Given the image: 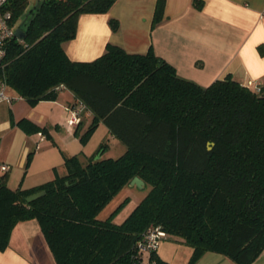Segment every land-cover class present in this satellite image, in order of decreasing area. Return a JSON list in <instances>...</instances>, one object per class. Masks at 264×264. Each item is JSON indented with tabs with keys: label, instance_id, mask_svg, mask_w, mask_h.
I'll return each instance as SVG.
<instances>
[{
	"label": "trees",
	"instance_id": "1",
	"mask_svg": "<svg viewBox=\"0 0 264 264\" xmlns=\"http://www.w3.org/2000/svg\"><path fill=\"white\" fill-rule=\"evenodd\" d=\"M116 1L38 0L25 15L28 0L1 5L24 31L5 42L7 92L33 106L68 89L91 116L81 142L102 122L126 149L104 156V141L86 162L66 156V174L29 188L9 187L1 172L0 250L17 223L36 219L57 264H169L158 249H139L149 226L181 238L191 248L187 264L206 252L255 264L264 251V87L255 92L230 75L202 86L151 48L133 53L111 42L93 60H71L64 44L75 38L79 15L107 13ZM163 9L157 0L153 22ZM109 24L119 27L115 18ZM13 123L28 134L47 132L25 117ZM135 176L147 188L137 205L114 221L125 197L102 217Z\"/></svg>",
	"mask_w": 264,
	"mask_h": 264
},
{
	"label": "crops",
	"instance_id": "2",
	"mask_svg": "<svg viewBox=\"0 0 264 264\" xmlns=\"http://www.w3.org/2000/svg\"><path fill=\"white\" fill-rule=\"evenodd\" d=\"M37 1L28 0L23 15ZM163 2V16L158 22H153L157 0H117L107 13L79 15L75 38L64 44L67 56L75 61H90L100 56L111 42L133 53L151 48L171 63L179 76L202 86L227 75L242 84L248 80L264 84V0ZM110 18L118 20L116 31L111 29ZM9 93L17 98L12 103L0 104V128L8 130L6 136L10 134L11 140L20 133L17 156L21 166L19 171H11L13 159L9 153H1L5 136L0 135V173L4 172L2 164L9 166V187L29 188L64 175L66 156L78 154L86 162L98 149L91 139L82 143L79 138L90 123V115H84L79 124L71 127L66 123L69 108L76 100L70 90L64 88L55 100H41L33 106L16 92ZM23 117L47 132L26 133L13 123ZM97 129L103 132V138H116L102 122L93 134ZM30 151L34 152L24 174ZM0 264H57L36 219L16 224L9 245L0 250ZM195 264L233 263L219 253L206 252ZM255 264H264V251Z\"/></svg>",
	"mask_w": 264,
	"mask_h": 264
},
{
	"label": "rangeland",
	"instance_id": "3",
	"mask_svg": "<svg viewBox=\"0 0 264 264\" xmlns=\"http://www.w3.org/2000/svg\"><path fill=\"white\" fill-rule=\"evenodd\" d=\"M97 130L98 131H96L95 134H93L95 131L93 130L91 135L88 137L87 142L89 141V139H91V144L93 143L94 148L99 146L101 141L109 142V145L106 147V150L104 152V156L117 157L125 151L126 147L120 139H113L110 136H108V138H103V132H101L100 129ZM7 132L8 130L6 128H0V135L5 136L1 153H9V155L13 159V162H11V171L17 172L20 170L19 168H21V166H19L18 164L19 162L17 156L18 147L20 145V133L15 134L11 140L12 136H10V134L6 136ZM37 145L40 146V142ZM30 161L27 163L26 160V162L24 163V174L26 173L25 170L29 167ZM30 174L31 172L28 174V176ZM146 192L147 188L139 189L136 186H125L122 191L104 209V211H102V217L106 216V214H108L113 208H115L121 200H123L125 197H128L127 202L116 213L114 217V221L121 222L132 211V209L137 205V203L145 195ZM158 253L164 259H166L169 264H187V261L191 254V248L183 243L181 238L177 236H168L167 238L161 240Z\"/></svg>",
	"mask_w": 264,
	"mask_h": 264
},
{
	"label": "built area",
	"instance_id": "4",
	"mask_svg": "<svg viewBox=\"0 0 264 264\" xmlns=\"http://www.w3.org/2000/svg\"><path fill=\"white\" fill-rule=\"evenodd\" d=\"M5 0H0V65L3 62L5 56V42L15 35V28L9 23V12H3L1 10V5ZM247 87L251 88L255 92H261L264 84L257 82L255 80H248L244 83ZM12 103L13 97L7 92V85L3 78H0V104L2 103ZM84 115H89V111L86 105L80 101L76 100L74 105L69 108V116L66 120L68 126H73L78 124ZM41 134V133H39ZM42 137V135H41ZM9 166L6 164L1 165L2 170H8ZM166 237V232L158 226H149L147 230L143 233V237L139 242V249L145 253L149 254L159 248L161 240ZM149 264H155L151 261Z\"/></svg>",
	"mask_w": 264,
	"mask_h": 264
},
{
	"label": "water",
	"instance_id": "5",
	"mask_svg": "<svg viewBox=\"0 0 264 264\" xmlns=\"http://www.w3.org/2000/svg\"><path fill=\"white\" fill-rule=\"evenodd\" d=\"M15 36L22 39L24 37V31L21 28H16L15 29ZM128 185L136 186L139 189H143L145 187V182L141 178H139L138 176H135L131 179V181L129 182ZM44 193H45L44 191H39V192L30 194L29 196H27V200L32 201V200L40 197Z\"/></svg>",
	"mask_w": 264,
	"mask_h": 264
}]
</instances>
